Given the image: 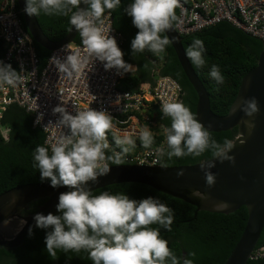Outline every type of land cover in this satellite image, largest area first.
Wrapping results in <instances>:
<instances>
[{
	"label": "clouds",
	"instance_id": "9594fccd",
	"mask_svg": "<svg viewBox=\"0 0 264 264\" xmlns=\"http://www.w3.org/2000/svg\"><path fill=\"white\" fill-rule=\"evenodd\" d=\"M82 2L88 5L87 10L80 9ZM120 5L121 0H26L25 12L36 17L41 12L49 16H69L71 13L70 24L79 32L86 53L68 54L64 60L53 57L59 73L71 77L85 69L91 71L93 61L99 60L104 62L106 71L116 68L122 75L135 69L124 61L115 38L106 35L104 29L105 18H109ZM178 7L180 0H134L127 6L126 13L139 29L131 41L133 55L147 50L163 59L166 46L172 42L163 34L182 24L176 15ZM204 51V42L195 39L187 48L186 56L196 67H203ZM210 76L218 84L224 83L218 66H212ZM20 80L11 65L0 62V86L15 87ZM237 110L249 118L254 117L259 112L258 101L255 97L242 100L232 108V113ZM53 112L60 114L57 126L69 132L52 145L51 153L47 147H35L33 166L38 168L41 181L49 180L53 188L67 187L71 190L60 193L58 197L56 209L60 215L37 213L34 216L36 227L51 229L45 237L48 254L57 258V250L65 253L86 251L93 264H180L160 231L161 228L172 230L175 220L172 208L152 197L136 201L123 193L104 191L93 195L88 188L89 182L98 183L100 177L110 173V165L125 164L124 157L136 147L132 136L117 134L113 117L106 111L89 108L72 115L65 107L57 106ZM161 112L171 120L170 127L162 126L169 150L165 153L163 147L156 148L157 157L165 154L169 160L173 157H200L210 151L212 159L202 162L200 168L206 186L214 187L216 175L210 169L215 167L216 160L235 166L236 157L229 153L236 147V141L225 139L222 144L218 143L211 136V125L205 128L183 102H163ZM241 123L249 136L252 135L255 128L253 120H242ZM109 132L113 133L115 146L120 151L110 145ZM242 137L243 133L236 138L241 145L245 143ZM139 139L145 149L154 144V135L148 128L139 132ZM161 167L166 168L167 165ZM183 175L182 171L177 173V177ZM191 195L203 201L209 199L205 192L199 190H193ZM213 206L222 210L230 207L227 202ZM29 235H32L31 228ZM190 255L195 256V253ZM183 264H193V261L185 258Z\"/></svg>",
	"mask_w": 264,
	"mask_h": 264
},
{
	"label": "trees",
	"instance_id": "16d2710c",
	"mask_svg": "<svg viewBox=\"0 0 264 264\" xmlns=\"http://www.w3.org/2000/svg\"><path fill=\"white\" fill-rule=\"evenodd\" d=\"M133 2L134 0H121L120 7L110 15L112 27L123 37L122 43L118 46L123 52V59L135 67L133 72L123 73V77L119 80L120 88L132 90L138 83L153 84L158 75L171 76L181 87L179 101L194 113L196 94L187 81L170 44L162 54L163 59L147 50L133 55L131 41L139 29L133 25L132 17L125 11ZM15 7L18 9L16 2ZM18 16L22 28L26 30L20 11ZM70 16L71 13L69 16H49L41 12L35 18L44 35L55 42L68 31ZM180 38L185 55L187 48L195 39L204 42V66L196 67L187 59L206 90L210 110L216 115H225L235 97L240 78L255 66L261 49L260 41L226 21L181 35ZM77 39L76 35L74 41ZM32 42L40 68L49 51L33 40ZM2 48L0 41V54ZM213 65L218 66L224 76L223 84H218L210 76ZM154 119L161 127H170V118L157 114ZM1 123L9 127V136L7 141L0 138V192L18 184L40 182L39 170L33 166V153L35 147L44 146L43 132L32 126L30 113L15 104L8 105L2 111ZM235 131L236 128L233 127L230 130L210 132L212 138L222 144L225 139L232 140ZM160 138L161 135H154V144ZM134 140L136 147L133 151L143 150L140 139ZM110 142L111 146L116 148L114 140L110 139ZM164 150L165 153L169 150L167 143ZM211 157L210 151H206L200 157H173L171 160L165 154L160 159V163L168 166L189 165ZM104 191L110 194L123 193L136 201L152 197L172 208L175 214L172 230L169 232L161 228L160 231L161 237L168 241L170 250L180 260V264H183L185 258L191 259L193 264H222L237 241L246 219L244 206H239L228 213L198 210L194 214L193 205L139 183H117L92 190L93 195H99ZM44 200L45 198H39L29 202L19 214L33 213ZM53 214L60 215L57 211ZM152 227L157 228L159 225ZM50 230L34 226L32 235L30 236L28 231L18 246L12 248L0 246V264H93L86 251L65 253L57 250V258H52L47 252L45 243L46 232ZM259 246L264 247V224L254 248ZM191 253H195V256L190 255ZM245 264H264V259L248 258Z\"/></svg>",
	"mask_w": 264,
	"mask_h": 264
},
{
	"label": "built area",
	"instance_id": "2783aa9c",
	"mask_svg": "<svg viewBox=\"0 0 264 264\" xmlns=\"http://www.w3.org/2000/svg\"><path fill=\"white\" fill-rule=\"evenodd\" d=\"M15 2L0 0V41L3 45L0 62L11 65L21 77L15 87L0 86V138L7 141L9 136V127L1 123L2 111L8 105L15 104L30 113L32 126L43 132V145L51 153L52 145L61 135L69 132L57 126L60 114L54 113L53 109L63 106L70 114L76 115L79 111L91 108L108 112L113 117L116 133L121 136L129 134L133 139H139V132L144 128L151 130L153 135H161L150 149L131 151L124 157L125 163L130 164H161L162 157H157L155 149H165L166 138L154 116L163 115V102L179 101V83L171 76L158 75L151 85L143 82L132 90L122 89L119 80L123 74H118L116 68L106 71L104 62L99 60L93 61L91 71L85 69L71 77L59 73L53 57L64 60L68 54L86 53L78 31L77 41L73 39L50 50L39 68L32 38L20 24ZM176 10L182 21L179 27H174L179 36L226 21L264 41V0H180V7ZM104 29L106 35L115 38L118 46L122 43V35L112 27L111 16L105 18ZM107 135L111 145L113 133ZM249 258L264 259V247L254 248Z\"/></svg>",
	"mask_w": 264,
	"mask_h": 264
},
{
	"label": "water",
	"instance_id": "95a60500",
	"mask_svg": "<svg viewBox=\"0 0 264 264\" xmlns=\"http://www.w3.org/2000/svg\"><path fill=\"white\" fill-rule=\"evenodd\" d=\"M21 13L24 27L32 40L42 48L50 51L64 43L72 41L77 30L70 24L66 34L58 41L49 40L39 27L35 16L25 12L26 0H15ZM80 9L86 10L83 2ZM172 41L170 43L177 61L192 89L196 94L194 114L205 128L210 131H225L236 128L232 140L236 147L230 155L236 157L235 166L225 161H215V167L210 169L216 175V184L212 188L206 186L205 176L201 171L199 161L189 165H171L166 168L158 164L153 166L125 163L124 165H110L108 175L100 177L98 183H88L89 190H95L117 183H139L152 189L181 199L198 210L228 213L239 206L246 209V219L243 229L222 264H245L254 249L264 224V41L259 40L261 49L257 55L253 68L247 71L239 80L237 91L225 115L214 114L209 107L208 96L202 83L193 71L181 45V38L175 29L166 32ZM255 97L258 101L259 112L254 117H247L237 110L232 113V108L242 100ZM251 119L255 124L252 135L241 123L242 120ZM243 133L245 143L240 144L236 138ZM209 159H212L209 158ZM207 159V160H209ZM184 175L177 177L178 172ZM241 177L244 179L242 180ZM67 187L53 188L50 181L22 183L0 192V246L12 248L18 246L29 228L36 226L34 216L37 213L47 215L57 211L60 193L70 191ZM193 190L205 192L209 199L206 201L191 195ZM39 198L44 202L37 206L35 211L28 215H20L19 211ZM15 200V203L12 201ZM227 202L230 207L217 209L213 205ZM18 223V228L11 234L5 225Z\"/></svg>",
	"mask_w": 264,
	"mask_h": 264
},
{
	"label": "rangeland",
	"instance_id": "374dc122",
	"mask_svg": "<svg viewBox=\"0 0 264 264\" xmlns=\"http://www.w3.org/2000/svg\"><path fill=\"white\" fill-rule=\"evenodd\" d=\"M4 228H7L8 233L11 234L15 230H17L18 223H12V224L9 223V224L5 225Z\"/></svg>",
	"mask_w": 264,
	"mask_h": 264
},
{
	"label": "crops",
	"instance_id": "0c3cea01",
	"mask_svg": "<svg viewBox=\"0 0 264 264\" xmlns=\"http://www.w3.org/2000/svg\"><path fill=\"white\" fill-rule=\"evenodd\" d=\"M133 66V65H132ZM134 67V66H133ZM135 68V67H134Z\"/></svg>",
	"mask_w": 264,
	"mask_h": 264
}]
</instances>
